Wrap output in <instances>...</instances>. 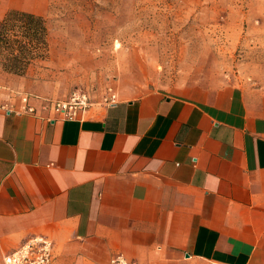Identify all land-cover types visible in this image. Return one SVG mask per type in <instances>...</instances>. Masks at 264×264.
<instances>
[{
	"label": "crops",
	"instance_id": "crops-1",
	"mask_svg": "<svg viewBox=\"0 0 264 264\" xmlns=\"http://www.w3.org/2000/svg\"><path fill=\"white\" fill-rule=\"evenodd\" d=\"M75 50L0 67V264L36 235L52 264H264V87L123 93L60 119L48 104Z\"/></svg>",
	"mask_w": 264,
	"mask_h": 264
},
{
	"label": "rangeland",
	"instance_id": "rangeland-1",
	"mask_svg": "<svg viewBox=\"0 0 264 264\" xmlns=\"http://www.w3.org/2000/svg\"><path fill=\"white\" fill-rule=\"evenodd\" d=\"M48 20L49 54L73 43L67 98L250 83L264 87V0H18ZM81 53V56H80ZM79 57V60H78Z\"/></svg>",
	"mask_w": 264,
	"mask_h": 264
},
{
	"label": "trees",
	"instance_id": "trees-1",
	"mask_svg": "<svg viewBox=\"0 0 264 264\" xmlns=\"http://www.w3.org/2000/svg\"><path fill=\"white\" fill-rule=\"evenodd\" d=\"M50 28L45 16L10 9L0 18V67L23 75L36 60L49 54Z\"/></svg>",
	"mask_w": 264,
	"mask_h": 264
},
{
	"label": "built area",
	"instance_id": "built-area-1",
	"mask_svg": "<svg viewBox=\"0 0 264 264\" xmlns=\"http://www.w3.org/2000/svg\"><path fill=\"white\" fill-rule=\"evenodd\" d=\"M23 107L20 112H35V106L29 103V96H22ZM117 101V94L111 93L102 105L112 104ZM101 105V106H102ZM94 106V102L86 92L76 91L69 97L57 99L48 104V108L60 119H79L87 117ZM54 241L45 235L30 237L21 246L4 257L5 264H52ZM107 264H128L122 255L116 256Z\"/></svg>",
	"mask_w": 264,
	"mask_h": 264
}]
</instances>
